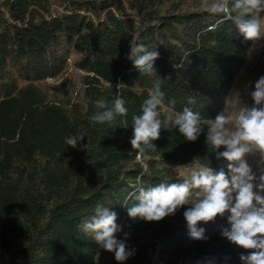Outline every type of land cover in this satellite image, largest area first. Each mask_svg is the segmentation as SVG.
<instances>
[{
	"label": "trees",
	"instance_id": "trees-1",
	"mask_svg": "<svg viewBox=\"0 0 264 264\" xmlns=\"http://www.w3.org/2000/svg\"><path fill=\"white\" fill-rule=\"evenodd\" d=\"M146 1L131 6L140 7L143 24L146 17L155 22L135 31L137 21L127 17L123 0H66L64 12H54L50 0H0V244L6 264H95L97 243L83 224L106 201L125 229H163L161 253L173 249V264H241L240 255L248 253L222 236L223 228L230 229L226 217L199 223L206 239L193 240L180 208L159 222L128 216L137 177L145 187L179 183L167 179L168 168H158L155 157L174 165L199 161L216 167L225 161L209 150L206 129L190 142L178 128L161 129L153 141L157 150L141 155L149 157L146 162L137 159L130 143L132 117L140 113L153 82L170 77L162 91L166 104L175 99V111L188 106L215 119L253 43L221 15L142 13ZM133 38L159 52L156 73L141 74L126 58ZM72 49L85 55L86 106L50 100L33 83L19 85V79L64 73ZM118 83L123 84L119 92ZM118 95L127 116L93 123L94 102L102 98L111 107ZM189 97L196 103L189 105ZM167 117L161 110L164 127L170 124ZM81 133L87 149L65 143ZM128 249L134 264H152L146 246Z\"/></svg>",
	"mask_w": 264,
	"mask_h": 264
},
{
	"label": "clouds",
	"instance_id": "clouds-1",
	"mask_svg": "<svg viewBox=\"0 0 264 264\" xmlns=\"http://www.w3.org/2000/svg\"><path fill=\"white\" fill-rule=\"evenodd\" d=\"M200 7L231 20L245 40L264 38V0H200ZM126 58L141 74L150 76L156 73L154 64L159 52L149 50L137 38L131 40ZM181 66L173 65L174 68ZM168 79L170 77H160L153 82L140 113L132 117L130 143L137 152L136 156L157 150L153 141L160 138L161 129L178 128L190 142H195L206 129L205 142L217 159L223 158L228 162L227 171L200 166L182 182H161L147 187L137 177L131 194L134 203L126 204L128 216L134 220L159 222L175 215L182 206L190 205L183 212V217L193 240L206 239L205 229L198 227L199 223L226 217L230 229L223 228L222 236L248 250L247 254L240 255L241 264H264V168L257 176L247 159L253 149L264 154V76L255 82V90L250 94L254 102L252 106L239 108L235 115L225 108L215 119H206L188 106L177 112L175 99L166 104L162 86ZM122 86V83L116 85L117 92ZM195 103L194 97L188 98L189 105ZM94 104L98 111L90 117L93 123L110 124L118 116L126 117L128 113L126 102L119 95L111 107L102 98ZM161 110L168 114V127H164ZM123 126H128L126 120ZM84 138L82 133L69 135L65 143L72 148L87 149L88 144H81ZM222 147L224 151H220ZM117 218V212L111 207L97 204L94 214L84 222L83 231L92 234L100 248L114 253L118 264H123L133 253L126 243L128 233H124V239L117 238V233L122 231Z\"/></svg>",
	"mask_w": 264,
	"mask_h": 264
},
{
	"label": "rangeland",
	"instance_id": "rangeland-1",
	"mask_svg": "<svg viewBox=\"0 0 264 264\" xmlns=\"http://www.w3.org/2000/svg\"><path fill=\"white\" fill-rule=\"evenodd\" d=\"M52 3V9L54 12L65 11L66 0H50ZM126 6L127 17L133 18L137 21V25L133 30H137L140 25H148L154 23L155 20L150 21V17H146L144 24L140 15V7L131 6V3H138V0H123ZM200 0H147L145 2L144 12H155L159 15L170 13H186L192 11H201ZM85 55L75 49H72L69 54L68 66L64 73L55 78H47L43 80H37L28 82L23 79H19V85L24 86L29 83H33L40 90L47 94L50 100H57L65 105L73 102H78L83 106L87 104V97L85 94V82L84 76L86 75L85 69L82 67ZM264 76V38L253 41L249 48L248 60L243 68L239 70L237 76L232 84L229 95L227 96L225 108H228L234 115L238 112L239 108L247 105L252 106L254 103L251 98V92L255 90V82ZM224 108V109H225ZM163 112H166L162 110ZM137 159L141 162H146L148 156H137ZM248 162L253 168V171L257 176L261 173V168H264V154H261L258 150L253 149L247 156ZM155 164L158 168L167 167L169 174L168 180H176L182 182V179L189 175L194 169L203 166L199 161H195L185 165H174L170 162L164 161L159 157H155ZM227 161L212 167L214 170L219 171L224 168L227 171ZM131 164L128 165L130 167ZM107 206L111 207L114 211L115 206L111 201H106ZM190 205L182 206L180 209L184 212ZM117 224L121 226L122 231L117 233L118 239H124V233H128L129 237L126 241L127 246L131 248L147 247L146 253L152 259V264H173L176 256L173 249L161 253V247L164 243L165 232L161 228L144 230L138 228L135 230L125 229L122 225V221L119 220V214L117 218ZM185 225L187 223L185 222ZM7 263V253L2 249L0 244V264ZM95 264H118L115 259V255L112 252L105 251L97 245V255ZM123 264H134L130 259H127ZM181 264V263H178Z\"/></svg>",
	"mask_w": 264,
	"mask_h": 264
}]
</instances>
